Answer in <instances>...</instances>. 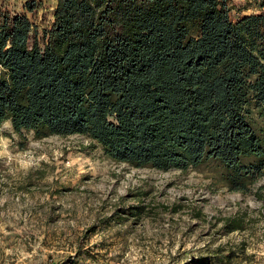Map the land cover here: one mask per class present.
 Instances as JSON below:
<instances>
[{"label": "trees", "instance_id": "1", "mask_svg": "<svg viewBox=\"0 0 264 264\" xmlns=\"http://www.w3.org/2000/svg\"><path fill=\"white\" fill-rule=\"evenodd\" d=\"M256 3L234 20L231 0H57L43 43L26 13L0 11V123L38 138L86 135L134 167L214 161L230 190L247 193L264 175Z\"/></svg>", "mask_w": 264, "mask_h": 264}, {"label": "rangeland", "instance_id": "2", "mask_svg": "<svg viewBox=\"0 0 264 264\" xmlns=\"http://www.w3.org/2000/svg\"><path fill=\"white\" fill-rule=\"evenodd\" d=\"M27 1L0 0V11L26 13L43 43L57 0ZM231 7L234 20L259 12L256 0ZM223 174L214 161L134 167L86 135L2 122L0 264H264V175L243 193ZM233 216L245 227L227 232Z\"/></svg>", "mask_w": 264, "mask_h": 264}]
</instances>
